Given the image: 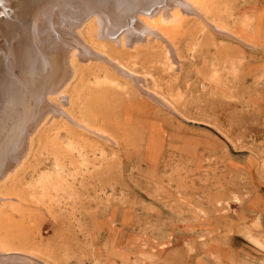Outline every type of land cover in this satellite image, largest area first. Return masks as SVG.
<instances>
[{"label": "rangeland", "instance_id": "374dc122", "mask_svg": "<svg viewBox=\"0 0 264 264\" xmlns=\"http://www.w3.org/2000/svg\"><path fill=\"white\" fill-rule=\"evenodd\" d=\"M244 1H189L244 43L186 5L163 29L172 51L84 25L162 102L109 64L73 68L54 103L86 128L56 120L0 186L8 250L36 264H264V0Z\"/></svg>", "mask_w": 264, "mask_h": 264}, {"label": "bare ground", "instance_id": "6f19581e", "mask_svg": "<svg viewBox=\"0 0 264 264\" xmlns=\"http://www.w3.org/2000/svg\"><path fill=\"white\" fill-rule=\"evenodd\" d=\"M189 1L0 0V186H6L9 179L17 177L25 168L34 140L46 133L56 120L63 117L86 128L83 120L79 121V115L77 120L71 112L63 111L54 103L57 95L75 79L77 71L74 73L73 68L79 63L109 64L132 80L141 95L162 102L140 85L141 76L93 51L82 40L85 24L93 23L98 38L113 40L122 46L134 47L143 41L149 42L152 36L160 38L172 51V43L163 35V29L177 18L175 11L179 5L188 6L192 15L206 21L212 12V6L200 10ZM185 13L187 10L181 11V15ZM208 24L212 26L210 20ZM212 28L242 42L235 34ZM79 110L84 116L85 111ZM95 133L105 138L100 131ZM3 199L0 195V201ZM7 242L8 239L0 238V263L39 262L23 251L8 250Z\"/></svg>", "mask_w": 264, "mask_h": 264}]
</instances>
